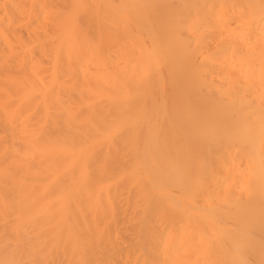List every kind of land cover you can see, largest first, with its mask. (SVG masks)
<instances>
[{
	"label": "bare ground",
	"instance_id": "1",
	"mask_svg": "<svg viewBox=\"0 0 264 264\" xmlns=\"http://www.w3.org/2000/svg\"><path fill=\"white\" fill-rule=\"evenodd\" d=\"M0 254L264 264V0H0Z\"/></svg>",
	"mask_w": 264,
	"mask_h": 264
},
{
	"label": "rangeland",
	"instance_id": "2",
	"mask_svg": "<svg viewBox=\"0 0 264 264\" xmlns=\"http://www.w3.org/2000/svg\"><path fill=\"white\" fill-rule=\"evenodd\" d=\"M114 1L117 2V1H119V0H117V1L114 0ZM11 249H12V248H11ZM9 250H10V249H9ZM12 250H13V249H12ZM12 250H11V251H12ZM11 251H10V252H11ZM6 252H7V251H6ZM8 253H9V252H7V254H5V253L3 254V253H2V257L8 255ZM0 255H1V254H0ZM21 259H23V258H21ZM17 260H19V259L17 258ZM17 260H16V262H17ZM20 261H21V260H19L18 262H20ZM22 262H24V261H21V263H22ZM21 263H19V264H21ZM36 263H39V264H40V262H36ZM22 264H23V263H22Z\"/></svg>",
	"mask_w": 264,
	"mask_h": 264
}]
</instances>
